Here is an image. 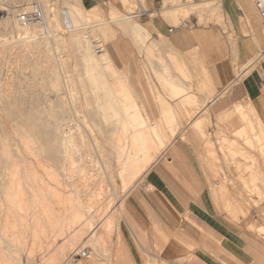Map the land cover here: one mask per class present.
Returning a JSON list of instances; mask_svg holds the SVG:
<instances>
[{
    "label": "rangeland",
    "instance_id": "obj_1",
    "mask_svg": "<svg viewBox=\"0 0 264 264\" xmlns=\"http://www.w3.org/2000/svg\"><path fill=\"white\" fill-rule=\"evenodd\" d=\"M31 1L8 0L6 8H0V264H118L128 259L117 256L132 250V246L141 256L136 259L137 264H168L161 259L144 257L132 238L129 242L121 238L124 223L131 226L125 212V198L192 121L195 124L191 130L203 145L200 160L210 181H218L221 187L239 186L243 192L230 196L214 191V198L222 201L232 197L236 210L232 217L245 222V229L264 245V148H258L257 142L251 140L254 131L250 128L238 132L245 122L230 111L227 92L221 98L225 103L221 111L214 108L215 104H208L233 76L246 71L249 65L251 72L255 70L256 61L262 59L264 50L240 70L230 62L231 78L219 84L206 56L198 50L177 52L167 39V31L156 29L155 24L161 18L169 25L181 26L185 20L181 15L169 12L164 14L169 16L166 18L157 14L156 19L136 20L130 17L137 8L136 0L126 6L121 0H70L84 9L98 5L104 13L103 19L90 21L85 26L91 33L93 43L90 45L94 44L91 50L102 51L108 62L101 61V70L91 71L88 67L91 72L83 75L82 65L88 66L84 55L91 51L87 52L85 43L74 42V32L69 29L82 25L66 16L62 0L54 3L56 21L52 22L55 27L57 22V27L51 25L50 36L41 37L39 32L37 41L41 44L37 46L23 41L26 35L16 23L15 15ZM140 1L145 9V0ZM248 1L259 20L264 40V27L254 7L259 0ZM209 3L220 6L218 0H209ZM176 4L164 1L165 7ZM203 6L201 12L192 14L193 23L197 22L199 29L220 27L232 49L233 35L228 34L229 26L222 12L220 17L221 7L219 15L213 17ZM65 17L68 29L64 25ZM127 19L149 28L151 39L145 42L124 34L121 25ZM80 46L84 53L78 52L82 50ZM41 52L46 59H40ZM94 56L98 58L97 54ZM170 79L188 89L176 86ZM122 80L135 105L122 90ZM142 131L150 144L148 153L156 156L151 167L143 172L132 170L134 158L129 155L134 149L132 136ZM159 141L167 142L168 147L160 151ZM138 162L139 168L144 167V162ZM136 171L143 174L139 178L131 177ZM133 180L135 183L127 189V184ZM17 193L21 196L25 193L26 197L42 193L58 204H79L85 220L64 224L62 228L66 233L62 236L57 235L55 224L43 222L44 234L36 237L29 234L25 237L28 240L21 242L22 237L13 236L9 230L11 215L16 211L11 200ZM101 213L111 216L112 226L106 232L104 225L97 226L90 236L92 229L99 225L97 216ZM260 227L262 230L257 231ZM31 238H37L36 245H31ZM159 246L156 243V254H159ZM81 251H86L88 259L71 257ZM190 258L178 264H188Z\"/></svg>",
    "mask_w": 264,
    "mask_h": 264
},
{
    "label": "crops",
    "instance_id": "obj_2",
    "mask_svg": "<svg viewBox=\"0 0 264 264\" xmlns=\"http://www.w3.org/2000/svg\"><path fill=\"white\" fill-rule=\"evenodd\" d=\"M164 1L160 5L157 0H145L146 10L150 16L144 18L156 19L157 14L166 18L169 16L164 14L169 12L176 16L174 11L178 8L189 9L195 5L201 7L209 2L171 0L177 3L176 6L165 7ZM218 2L220 6L216 5L217 12L209 14L213 17L218 16L221 7L220 17L222 12L229 26L228 34L233 35L232 49L220 27L199 29L197 22L193 23L192 14L196 11L182 16L185 20L181 26L169 25L161 18L155 27L160 31H167V39L177 52L183 54L198 50L206 56L211 62V72L216 81L223 84L231 78L230 62L240 70L264 50V40L259 20L248 0ZM263 2L264 0H259L254 3L259 14L260 8L264 10V6L261 5ZM96 6L98 5L92 8ZM121 29L124 34L136 39L145 42L151 39L149 28L147 30L128 19L121 25ZM261 58L256 61L255 70L251 72L252 67L249 65L245 68L246 71L233 76L219 94L208 100V104H215L214 108L218 111L224 109L225 103L221 98L225 92L231 103L232 112H234L232 106L236 102L249 101L264 129V55ZM113 62L115 64L114 60ZM170 80L176 86L188 89L181 82ZM207 108L208 106L204 107L203 112ZM194 124L192 121L169 147V144L167 145L168 149L164 156L152 165L125 198V212L131 226L127 222L124 223L125 230L121 231V238H124L125 242L132 238L144 257L161 259L168 264H178V261L188 257H191L188 264H264L262 254L264 245L256 241L245 229V222L240 219L238 222L232 217L236 212L232 197L224 198L222 201L214 198V191L215 193L222 191L224 195L230 196L243 192L239 186L221 187L218 181H210L206 167L200 160L203 145L191 130ZM207 150L212 152L210 147ZM214 151L217 152L216 149ZM227 210L231 214L227 213ZM138 238H141L142 244ZM156 243L160 244L159 254L155 253ZM131 249L117 256L118 259H128L118 261V264H137L136 259L141 256L136 247L132 246Z\"/></svg>",
    "mask_w": 264,
    "mask_h": 264
},
{
    "label": "bare ground",
    "instance_id": "obj_3",
    "mask_svg": "<svg viewBox=\"0 0 264 264\" xmlns=\"http://www.w3.org/2000/svg\"><path fill=\"white\" fill-rule=\"evenodd\" d=\"M41 1H42L43 5H44L46 17L48 18L47 20H49L48 23H49L50 28H51V25H52V27L56 28L57 27V22H56V27H55V26H53V22L52 21L55 20V19H53L55 17V12H56V7H55L54 3L57 0H41ZM136 1H137L136 3H138V0H136ZM60 2L62 3V5L64 7V11H65L64 13L66 14V16H68V18L71 19L72 22H75L77 24H81L82 25L81 27H77V28H74V29H69L70 31L74 32L73 35H72L74 42L77 43V45L79 43H81V45L85 43L86 46H87V52L91 51L90 53H87L86 56L84 54H82V55H84V58L87 61V62L84 61V63L86 62L85 64L88 65L86 67V65H82L83 63H81V65L84 66L83 67L84 69L82 70V74L83 73L87 74V72L89 73V72H91L93 70H101L102 67H103V64H102L101 61L105 60V61L108 62V58L106 59V55L102 54V51H100V50H96V49H94V51L91 50L90 46H93L94 44L90 45V42H92V41H90L91 39L89 37V36H91V33H90V30L88 28L86 29L87 25L85 26V24H88L90 21H96L98 19H103L104 18L103 17L104 13H103L102 9L100 7H98V6L93 7L91 9H84L83 7L79 6L78 4H76L74 2L71 3L70 0H62ZM130 2H132V0H121V3L123 5H125V6L128 3H130ZM207 3L208 4H206L203 7V8L206 9L205 11L207 13H210V14L216 13L217 12L216 5L212 6V5H210L209 2H207ZM6 5H8V0H0V8L1 9L4 10L6 8L5 7ZM29 5H30V3H29ZM261 5L264 6V2L261 3ZM28 7L27 8H21V9L18 10V12L21 11V10L28 9ZM201 9H202V7H200L199 5L191 6L189 9H187V8H178V9H176L174 11V14L176 16H178V15L187 16L190 12H194V11H198V10L200 11ZM21 30H23L24 34L26 35V38L23 40L26 44L30 43V42H34V43H32V45H35V46L41 44V42L37 41L38 40L37 38H38L39 32H40L39 28H37V27H33V28H29V29L22 28ZM52 37H55V35L53 34ZM44 46L47 47V43ZM77 47H79V46H77ZM80 48H82V46H80ZM83 50L84 49L82 48V50L78 51V52L79 53H82V52L84 53ZM47 52H48V50H47ZM95 54H97L98 58H95V56H94ZM39 57H40V59H46L47 58V56L44 54V52L39 53ZM80 58H82V57H80ZM88 67H89V69L91 71L88 70ZM121 86H122L121 87L122 90L126 91L124 93L128 94L126 96L127 97L129 96L130 97L129 99L131 100V94H130L129 89H128V87H127V85H126L124 80H122ZM132 100L130 101L131 103H133ZM232 108H233V111H234L233 113L237 114V116H239V118H241L243 120V122H245L244 127L242 129L238 130V132L241 133L242 130H244L246 128H250L251 131H254L253 132L254 134L252 135L251 140L255 141L254 143L257 142L256 144H258L257 145L258 148L259 147L260 148H264V129L262 128L263 126H262L261 122L259 121L258 117L256 116L254 110L252 109L250 102L249 101L248 102H244V101L236 102L235 104H233ZM244 131H246V130H244ZM49 136H51V135H49ZM54 137H56V136H54ZM54 137H53V139H54ZM68 138H70V137H68ZM71 138H72V136H71ZM71 138L69 140L72 141L73 138L72 139ZM132 138H134L133 139V143H132V147L134 149H132L129 152V155L134 158V159H132V162H133L132 163L133 164L132 168L133 167H135V168L134 169L131 168V169L134 170V171L136 169H138L137 171H139V169H140V171L143 172L145 169H149L151 167V165L155 161L154 157H156V156L152 157L148 153V149H149L150 144H149V142H147V135H146V133L144 131L135 132L134 135L132 136ZM63 139H65V138H62V140ZM69 140H65V141L70 143ZM61 143L62 142H60V144ZM250 143H253V142H250ZM159 144L161 146V148H160L161 150L160 151L164 150L166 148V146L168 145L167 142H163V141H159ZM51 148H53V147H51ZM51 148H49V149H51ZM51 150H52V152L56 151V150H53V149H51ZM158 154H160V153H158ZM52 161H53V159H52ZM138 161H141V162H138ZM136 162H138L139 164L140 163L142 164V162H144V164H143L144 167H142V165H140V167H142V168H139L137 166ZM28 166H29V164H28ZM58 166H59V164H58ZM25 168H27V167H25ZM17 169H18V167H17ZM15 170H16V168H15ZM16 171H15V176L17 175ZM137 171L131 177H135L136 176V178H139L140 175L143 174V173L141 174L140 172H137ZM22 172H24V171H22ZM135 180H133L132 182L130 181V183L127 184V189H129L130 186H132V183ZM127 189H126L125 193H127ZM20 194L21 193H19V194L17 193V195L20 196V197H18V196L15 197L14 196V198L11 200V204L12 205L15 204L14 207H15L16 211L11 215L12 223H11V225L9 224V226H10L9 230L11 231V234L13 236L22 237V238H20L21 242H26L28 240V238H25V237L28 236L29 234H32L34 237H36L37 234H44V229L43 228H46V227H43L41 225L43 222L47 223L48 225L49 224H51V225L55 224V226H56L55 228L58 231L57 235L58 236H62V235H64L66 233L65 229L62 228V226L64 224H68V223L76 224L78 222H81V221L85 220L84 219L85 218L84 211H82L81 205H79V204L78 205L77 204H75V205H73V204H69V205L67 204L66 205L65 204L66 206L63 205L64 203H62V204L59 203L58 204V203H55V201H53V200H49L48 197L46 195H43L42 193H40L38 195L30 194L29 197H26L25 193H22L23 196H21ZM125 196H126V194H125ZM59 206H60L61 210H60V208H58ZM61 206H63V207H61ZM97 217H98L97 220H99V225H96V227H94L92 229V231H91L92 233L90 234V236L94 235V233L96 232L97 226H103L104 225L103 228H104L105 232L108 231L110 229V227L112 226L111 216L109 214L106 215V216L105 215L103 216L102 213H101V215H98ZM81 223H83V222H81ZM81 223H80V225H81ZM97 223H98V221H97ZM58 226L59 227L61 226V227L58 228ZM67 227L69 228V225ZM260 228L259 229L256 228L257 231L262 230V228L261 229ZM37 230H38V232H37ZM16 239H18V238H15V240ZM20 239H18V241ZM36 242H37V238H31V245H36Z\"/></svg>",
    "mask_w": 264,
    "mask_h": 264
},
{
    "label": "built area",
    "instance_id": "obj_4",
    "mask_svg": "<svg viewBox=\"0 0 264 264\" xmlns=\"http://www.w3.org/2000/svg\"><path fill=\"white\" fill-rule=\"evenodd\" d=\"M160 5L163 4V0H157ZM137 8L130 13V17L132 19L140 20L144 17H149L150 14L144 9L142 6V3L140 0H138ZM260 19L264 26V10L263 8H260ZM16 23L19 27L24 29H29L33 27H37L40 29V35L41 37H49L51 34V29L46 17L44 5L41 0H32L28 9L21 10L15 15ZM65 27L68 29L69 23L67 17H65L64 21ZM79 256L81 258H87L88 254L86 251L78 252L77 254H74L72 258Z\"/></svg>",
    "mask_w": 264,
    "mask_h": 264
}]
</instances>
